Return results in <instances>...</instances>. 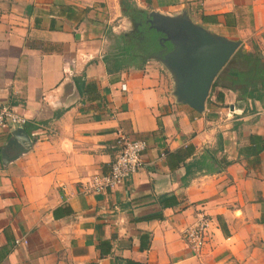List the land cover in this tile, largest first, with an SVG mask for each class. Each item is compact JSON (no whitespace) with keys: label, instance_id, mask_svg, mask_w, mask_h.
Here are the masks:
<instances>
[{"label":"crops","instance_id":"crops-1","mask_svg":"<svg viewBox=\"0 0 264 264\" xmlns=\"http://www.w3.org/2000/svg\"><path fill=\"white\" fill-rule=\"evenodd\" d=\"M135 2L186 9L264 60V0ZM128 27L120 0H0V106L29 117L33 140L5 164L0 128V264H264V151L250 138H264V102L238 99L231 67L202 113L176 102L159 60L108 70L110 34ZM121 134L147 139L141 166L90 191ZM201 214L195 252L184 232Z\"/></svg>","mask_w":264,"mask_h":264},{"label":"water","instance_id":"water-1","mask_svg":"<svg viewBox=\"0 0 264 264\" xmlns=\"http://www.w3.org/2000/svg\"><path fill=\"white\" fill-rule=\"evenodd\" d=\"M149 16L150 27L163 35L160 42L168 41L172 45L163 56L151 55L149 59L159 60L171 74L172 94L177 103L204 112L216 77L238 50L246 52V48L241 40L215 33L195 22L186 9L175 14L153 9ZM32 146L26 128H15L2 150V161L7 164Z\"/></svg>","mask_w":264,"mask_h":264},{"label":"trees","instance_id":"trees-1","mask_svg":"<svg viewBox=\"0 0 264 264\" xmlns=\"http://www.w3.org/2000/svg\"><path fill=\"white\" fill-rule=\"evenodd\" d=\"M120 5L123 15L133 24V29L130 32L114 33L117 42L114 44V49H109L105 58L107 69L110 70L113 63L118 70L131 67L143 68L147 57L151 54L150 47L159 44L157 38L160 34L149 26L150 10L139 7L135 0H120ZM226 67L232 68L230 76L233 77L234 89L238 93L239 100L251 99L264 102V60L256 51L238 50L220 73ZM220 73L212 88L219 84ZM250 138L255 143L253 151L259 155L264 151V138L258 135Z\"/></svg>","mask_w":264,"mask_h":264},{"label":"built area","instance_id":"built-area-1","mask_svg":"<svg viewBox=\"0 0 264 264\" xmlns=\"http://www.w3.org/2000/svg\"><path fill=\"white\" fill-rule=\"evenodd\" d=\"M29 121V117L10 105L0 106V128L13 130L24 126ZM148 148V141L144 137H134L121 134L115 142L117 154L111 164L108 173L96 174L90 182V191L104 192L121 186L128 178L133 176L142 163L143 153ZM210 220L201 214L199 220L186 228L185 238L195 252L203 249ZM26 240H16V244L26 243Z\"/></svg>","mask_w":264,"mask_h":264},{"label":"flooded vegetation","instance_id":"flooded-vegetation-1","mask_svg":"<svg viewBox=\"0 0 264 264\" xmlns=\"http://www.w3.org/2000/svg\"><path fill=\"white\" fill-rule=\"evenodd\" d=\"M130 21V20H129ZM150 26V25H149ZM151 28V27H150ZM132 29H133V24L131 23V21H130V27H128V29L127 30H125V31H123V32H130V31H132ZM154 29V28H153ZM122 33V32H121ZM160 35H159V37L157 38V40H158V45H152V47H150V50H151V54L147 57V61H149L150 59V56L151 55H157V56H163L166 52H168L170 49H171V47H172V45L170 44V42H168V41H163L164 43H161L160 42V39L162 38V34L161 33H159ZM155 60H157V59H155ZM147 61H146V63H147ZM145 63V64H146Z\"/></svg>","mask_w":264,"mask_h":264},{"label":"rangeland","instance_id":"rangeland-1","mask_svg":"<svg viewBox=\"0 0 264 264\" xmlns=\"http://www.w3.org/2000/svg\"><path fill=\"white\" fill-rule=\"evenodd\" d=\"M119 34V33H118ZM117 42V40H116V38H115V36H114V33H112V34H110V50L111 49H114V44ZM112 46H113V48H112Z\"/></svg>","mask_w":264,"mask_h":264}]
</instances>
